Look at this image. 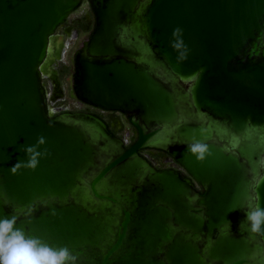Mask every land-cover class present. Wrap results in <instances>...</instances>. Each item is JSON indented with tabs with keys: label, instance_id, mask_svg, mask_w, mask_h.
Here are the masks:
<instances>
[{
	"label": "water",
	"instance_id": "95a60500",
	"mask_svg": "<svg viewBox=\"0 0 264 264\" xmlns=\"http://www.w3.org/2000/svg\"><path fill=\"white\" fill-rule=\"evenodd\" d=\"M82 1L0 0V217L76 264H264V235L243 223L264 208V0H86L93 29L72 92L124 114L128 148L97 116L47 105L56 32ZM40 136L49 155L13 174ZM194 140L202 162L186 153Z\"/></svg>",
	"mask_w": 264,
	"mask_h": 264
},
{
	"label": "flooded vegetation",
	"instance_id": "af4514ba",
	"mask_svg": "<svg viewBox=\"0 0 264 264\" xmlns=\"http://www.w3.org/2000/svg\"><path fill=\"white\" fill-rule=\"evenodd\" d=\"M93 29V17L86 0L82 1L80 7L75 10L67 21L58 28L57 36L63 38V49L60 61L55 62L51 68L54 76L51 82L54 84L53 91H50V83L47 79L42 84L49 97L54 100L53 104L47 102L48 106L60 111L70 113H89L97 116L107 126L108 131L117 139L121 140L125 148L130 147L136 138L134 128L130 125L128 118L119 112L103 111L79 102L72 92V76L74 74V54L88 39ZM158 170L172 169L186 177L174 161L165 153L156 150H141L138 152ZM185 175V176H184Z\"/></svg>",
	"mask_w": 264,
	"mask_h": 264
},
{
	"label": "clouds",
	"instance_id": "9594fccd",
	"mask_svg": "<svg viewBox=\"0 0 264 264\" xmlns=\"http://www.w3.org/2000/svg\"><path fill=\"white\" fill-rule=\"evenodd\" d=\"M173 37L176 39L170 46L174 50L183 48L184 51L180 52L179 59H186L187 46L182 39V29L175 28ZM45 143V138L40 136L35 145L23 148L26 161H18L10 171L13 174L21 168L34 171L40 159L49 155L47 149L38 150ZM186 153L193 156L197 162H202L209 154L208 146L201 141L194 140L186 145ZM257 200H259L258 195ZM245 216L243 223L249 225V231L253 234L264 235V208H261L258 203L254 209L247 211ZM16 222L15 215L0 217V264H76L77 257L67 247L53 248L39 238L28 237L22 229L16 227Z\"/></svg>",
	"mask_w": 264,
	"mask_h": 264
},
{
	"label": "trees",
	"instance_id": "16d2710c",
	"mask_svg": "<svg viewBox=\"0 0 264 264\" xmlns=\"http://www.w3.org/2000/svg\"><path fill=\"white\" fill-rule=\"evenodd\" d=\"M185 176V175H184ZM194 189L197 191V192H200V187L194 183Z\"/></svg>",
	"mask_w": 264,
	"mask_h": 264
}]
</instances>
